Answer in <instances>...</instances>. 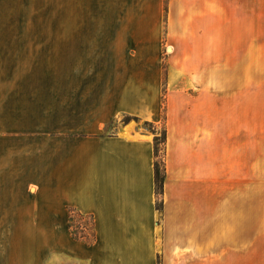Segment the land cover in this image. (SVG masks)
<instances>
[{"label": "crops", "instance_id": "1", "mask_svg": "<svg viewBox=\"0 0 264 264\" xmlns=\"http://www.w3.org/2000/svg\"><path fill=\"white\" fill-rule=\"evenodd\" d=\"M38 1L0 0V264H264V0H64L61 47L24 40Z\"/></svg>", "mask_w": 264, "mask_h": 264}, {"label": "rangeland", "instance_id": "2", "mask_svg": "<svg viewBox=\"0 0 264 264\" xmlns=\"http://www.w3.org/2000/svg\"><path fill=\"white\" fill-rule=\"evenodd\" d=\"M64 7L65 3L64 0H49L48 2H42L41 0L38 2H31L28 4H24V17H23V26L29 27L33 30V33H30L28 35H24V40H27L28 42L32 43H45V42H51L62 45L63 42V35L61 34L62 26H63V15H64ZM34 30L38 31V35L34 34ZM60 32V33H57ZM57 58V59H56ZM264 58V54H263ZM52 59H56L52 60ZM55 61L57 63V67L52 68L50 67H39L38 73L40 75V79L42 78L41 74H47V76H50V70H55V75H60L62 73V60L61 56L59 57H50V64ZM54 75V74H52ZM262 82H259L256 84V136H257V142L259 145L261 144V147L257 148V158L260 164V167L262 169V179L259 183L258 190L254 189V183L250 184L248 182V188L253 187V190H247V203L248 204H257L259 208H261V217L264 220V59H263V67H262ZM61 85V83H59ZM39 87L44 88V86H48L50 88V84L48 83H41L39 82ZM248 86L250 84H247ZM57 94L50 93L49 100H44L45 105L48 104L50 106V99L53 101L54 97L56 98ZM162 103H164V99L162 100ZM162 111L164 114V105L162 104ZM164 117V115H162ZM128 118H122L123 121H127ZM136 121L137 124L144 127L145 129L150 130L153 133H156V136L162 137L163 129L165 128L164 121L157 126V128L154 126V124H148L144 125V122L135 119L131 120V122ZM155 128L152 130L151 128ZM160 148V156L163 157L164 155V146L163 144L159 145ZM72 219L74 223H83L86 227L85 234L87 238H92L93 232L91 228V220L88 217H82L80 218L76 214H72ZM75 231L76 229H72ZM78 233V230H76Z\"/></svg>", "mask_w": 264, "mask_h": 264}, {"label": "trees", "instance_id": "3", "mask_svg": "<svg viewBox=\"0 0 264 264\" xmlns=\"http://www.w3.org/2000/svg\"><path fill=\"white\" fill-rule=\"evenodd\" d=\"M150 125L152 123L149 122H144V125ZM152 130H154V128H151ZM165 141H166V129H163V133H162V137H158L155 135L154 137V154H155V161H154V178H155V190H156V194L159 197L162 194V189H163V184H164V180H165V175H166V170H165V162H164V155L163 157H161L160 154V148L159 145L163 144L164 146V154H165ZM159 207V206H158ZM72 214H76L78 215L80 218L82 217H88L85 215H82L81 213L75 211L74 209H69V215H70V221H69V225H70V229L72 231V234L76 237V238H87L85 231H86V227L84 226V224L82 223H74L73 219H72ZM89 218V217H88ZM91 220V228H92V232H93V221L92 218H89ZM76 229L78 230V233L75 231H73L72 229Z\"/></svg>", "mask_w": 264, "mask_h": 264}]
</instances>
